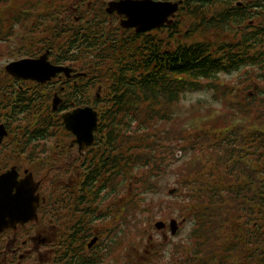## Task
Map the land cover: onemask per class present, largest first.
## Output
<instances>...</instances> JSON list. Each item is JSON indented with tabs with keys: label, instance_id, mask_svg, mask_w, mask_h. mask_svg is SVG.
Listing matches in <instances>:
<instances>
[{
	"label": "trees",
	"instance_id": "1",
	"mask_svg": "<svg viewBox=\"0 0 264 264\" xmlns=\"http://www.w3.org/2000/svg\"><path fill=\"white\" fill-rule=\"evenodd\" d=\"M72 1L0 0V65L29 55L30 44L43 41L28 36L45 34L54 63L91 67L101 97L92 98L88 82L77 105L94 103L98 110L99 145L113 154V168L120 165L114 181L119 172L120 180L140 185L127 208L128 234L138 233L141 193L147 202L171 171V196L193 216L172 264H264V0H183L173 24L153 34L119 32L108 22L106 2L101 13H82L75 21L67 13ZM239 70L236 85H254L246 102L219 79ZM53 90L45 94L52 129L61 121L55 124L51 112ZM202 90L224 98L226 113L211 123L224 128L214 137L206 123L188 127V117L176 112L187 92ZM66 107L73 106L65 98L60 110ZM119 190L114 186L115 194ZM171 203L165 196L148 202L158 212ZM130 264H137L133 256Z\"/></svg>",
	"mask_w": 264,
	"mask_h": 264
},
{
	"label": "flooded vegetation",
	"instance_id": "2",
	"mask_svg": "<svg viewBox=\"0 0 264 264\" xmlns=\"http://www.w3.org/2000/svg\"><path fill=\"white\" fill-rule=\"evenodd\" d=\"M99 1L93 7L90 0H78L67 13L79 21L82 13H101L98 8L105 2L106 11L112 0ZM108 15L109 24L116 20L112 26L121 32V16L117 12ZM28 37L43 42L31 43L29 55L11 61L48 53L53 64L71 70L41 81L8 72L7 61L0 65V264H120V258L122 264H129L128 242L124 241L129 216L124 206L119 209V198L113 197L114 184L125 180H120L118 172L114 181L119 162L113 168V154L105 155L98 130L92 143L81 147L63 119L52 129L45 116L47 89H55L51 104L57 93L73 106L60 114L51 110L57 124L59 115L78 107L82 84L93 81L89 94L98 98V78L93 79L91 67L79 61L54 63L51 50L45 49V34ZM89 106L95 107L94 103ZM122 167L127 168L126 160Z\"/></svg>",
	"mask_w": 264,
	"mask_h": 264
},
{
	"label": "rangeland",
	"instance_id": "3",
	"mask_svg": "<svg viewBox=\"0 0 264 264\" xmlns=\"http://www.w3.org/2000/svg\"><path fill=\"white\" fill-rule=\"evenodd\" d=\"M76 1L78 0H73L72 3L69 2V5H75ZM115 24H117V22L116 20H113V25L116 26ZM11 60L12 59H6L7 64ZM243 73L244 70L234 71L230 74L220 73L219 79L228 83L227 85L230 84L235 86L237 90H235L234 93L237 94L238 98H241L244 102H246L245 99H247V94L250 93L253 95L254 85H245L242 89H240V86L236 85L238 83V79ZM253 83L259 84L257 81ZM221 98L222 96H216L213 92L207 90L187 92L177 106L176 112L188 117V127L195 126L192 124L194 122H198V124L202 123L203 125L206 123L204 127H206V130L209 131V136L214 137L215 135L222 134V131L220 130L224 128V126H220L218 129H213L211 124L216 120V116L224 115L226 113V109L223 105L224 98L223 100ZM256 103H258V101H256ZM259 106L264 108V105H261L260 102ZM182 160L183 157L181 155L179 162ZM175 178V174L171 171L165 173L159 180V186L155 192L149 193L147 202H145L146 193H141V199L143 200L140 203L141 212L140 222L138 223V233L127 234L124 238V241L126 243L128 242L130 263L131 256H133V260L136 261L137 264H172L174 260H171L170 258H172V252L175 249L174 247L188 238V234L193 228V216L188 214L186 211L184 213L182 205L175 202L176 197H172L168 193L169 189L174 186L173 183L175 182ZM133 182L134 181H131L130 178H128L125 179L121 185L114 184L115 187L120 188L116 194L113 192L116 200L119 198V209L123 210L124 206L125 212L127 210L129 200L136 198L137 189L140 186L134 184ZM163 196L170 197L172 203L169 208H165L162 212H158L157 207L148 204L151 199H154L155 201V199ZM171 218H175L179 221V229L176 234H172L170 232L169 226L162 230L155 228L154 224L157 221L164 220L169 222ZM119 263L122 264V258H120Z\"/></svg>",
	"mask_w": 264,
	"mask_h": 264
},
{
	"label": "water",
	"instance_id": "4",
	"mask_svg": "<svg viewBox=\"0 0 264 264\" xmlns=\"http://www.w3.org/2000/svg\"><path fill=\"white\" fill-rule=\"evenodd\" d=\"M182 0H112L106 8L108 13L117 12L121 16V26L124 28H134L137 32H146L151 29L161 28L166 24H172L176 12L180 9ZM240 5V3H239ZM8 72L25 77H34L41 81L50 80L58 72L64 71L67 75L70 68L53 65L48 60V54L37 59L25 58L12 61L7 64ZM61 98L55 95L53 99V109L57 110ZM65 126L77 136L76 141L80 146L89 145L94 139V131L98 129V112L93 107H80L63 115ZM176 188L169 189V194H173ZM167 223L159 220L155 227L164 229ZM169 227L172 234H176L179 229V221L170 219Z\"/></svg>",
	"mask_w": 264,
	"mask_h": 264
}]
</instances>
